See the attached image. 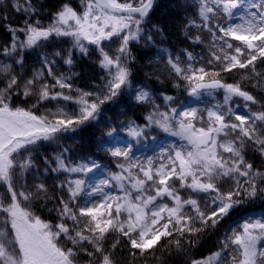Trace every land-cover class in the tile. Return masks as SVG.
I'll use <instances>...</instances> for the list:
<instances>
[{"label":"snow or ice","instance_id":"1","mask_svg":"<svg viewBox=\"0 0 264 264\" xmlns=\"http://www.w3.org/2000/svg\"><path fill=\"white\" fill-rule=\"evenodd\" d=\"M0 264H264V0H0Z\"/></svg>","mask_w":264,"mask_h":264}]
</instances>
